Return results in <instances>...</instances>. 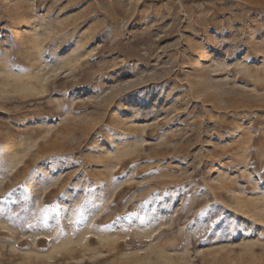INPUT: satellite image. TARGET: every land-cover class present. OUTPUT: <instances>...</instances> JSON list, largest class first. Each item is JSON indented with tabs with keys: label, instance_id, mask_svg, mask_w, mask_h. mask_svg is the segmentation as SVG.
I'll return each instance as SVG.
<instances>
[{
	"label": "rangeland",
	"instance_id": "374dc122",
	"mask_svg": "<svg viewBox=\"0 0 264 264\" xmlns=\"http://www.w3.org/2000/svg\"><path fill=\"white\" fill-rule=\"evenodd\" d=\"M0 264H264V0H0Z\"/></svg>",
	"mask_w": 264,
	"mask_h": 264
}]
</instances>
